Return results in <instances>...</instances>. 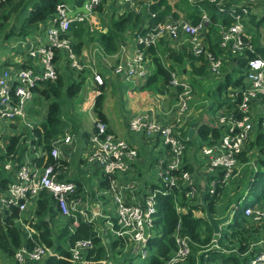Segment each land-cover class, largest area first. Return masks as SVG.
<instances>
[{
	"label": "built area",
	"instance_id": "built-area-1",
	"mask_svg": "<svg viewBox=\"0 0 264 264\" xmlns=\"http://www.w3.org/2000/svg\"><path fill=\"white\" fill-rule=\"evenodd\" d=\"M125 12L139 13L140 0H121ZM262 0H210L219 6L220 11H225L226 5H231L234 15V23L229 27H221L220 48L224 49L227 56H217L211 52L205 43V32L210 23L209 16L204 13L199 24H193L186 19H169L159 24L145 36H138L140 48L133 59L128 63H120L114 69L117 76L127 80H146L149 63L147 51L154 47L156 42L168 37L177 40L185 36L189 40L191 53L196 57H205L209 65V74L218 76L224 63L232 56L247 59L245 85L237 89H231L228 96L229 102L224 104L219 112L217 126L222 128L223 135L213 145L205 144L202 155L206 159V166L213 177L206 186L207 193L216 194L221 188L226 192L229 188L235 189L238 183L241 168L246 165L251 156L250 145L255 142L258 134H264V56L257 55L252 43L251 36L247 34L246 23L251 15L250 7L257 5ZM107 0H83L81 5L77 3H63L57 7L56 13L38 27L36 34L24 38L23 43L15 48L20 60L6 61L0 71V122H14L27 117L26 105L36 94L42 83H56L60 74L62 53L72 61L73 70H82L84 67L75 51L76 43L71 35L72 28L76 25L88 26L94 30L92 19L98 8ZM124 12V13H125ZM104 32H107L105 30ZM249 54L255 57L250 58ZM79 72V71H78ZM95 82L103 85L100 75H94ZM182 89L179 94L180 110L177 121L164 125L159 121L152 120L148 116L139 115L130 122V130L137 134H143L147 139L161 141L167 152V159L160 163L158 172L159 188L183 189L189 205L201 204L202 187L199 174L192 170H186L185 158L187 145L180 139L177 129L180 127L179 118L184 116L189 109L192 87L186 80L180 79L176 73L172 74L170 89ZM100 94V93H99ZM191 94V95H190ZM238 97L241 98L239 103ZM236 104V106L234 105ZM32 130L34 128L28 124ZM66 143H71L72 138L67 136ZM53 143L50 155L43 148L37 153L36 158H48L61 160L60 147ZM258 150V149H257ZM186 154V156H185ZM139 160L137 147L118 137L102 121L95 123V133L89 138L88 152L84 161L94 166L102 177L109 182L107 193L113 196L110 202L113 208L107 204L111 215L95 213L86 205L85 193L73 179L62 178L66 168L55 165L43 164L38 166L28 162L16 169L17 163L9 160L4 163V170L11 174V182L7 189L3 190L0 185V209H18L17 224L28 234H36L31 227L37 221L36 212L38 201L42 193H48L56 200L57 211L61 220L72 219L74 227L79 225V218L85 222H95L100 216L110 219L115 241L137 245L136 255L142 260H147L151 255L150 241L159 237L156 230L157 221V196L161 190L150 192L143 197V202L126 201V192L133 193L134 187L124 186L120 177L129 175L135 169ZM245 160V161H244ZM234 186V187H233ZM167 193V192H166ZM243 198L241 201H244ZM239 202V205L241 203ZM219 202V201H218ZM233 206V203H231ZM235 211L240 206L235 205ZM259 207L245 206L243 215L250 224L255 226L259 234L258 241L248 248L250 260L248 264H264V205ZM230 209V208H229ZM228 209V210H229ZM91 211V212H90ZM234 211V212H235ZM181 213V208H178ZM227 214V213H226ZM225 216V215H224ZM223 217V216H221ZM232 217V216H231ZM183 224L180 220L172 238L175 241V249L172 251L166 264H187L192 255L193 240L183 232ZM217 236V235H216ZM220 236V235H219ZM92 247L91 242H78L71 249L69 261L72 264H89L86 252ZM218 250L229 255V251L219 246L218 240L214 239L211 246L203 249L198 256ZM109 251V248H108ZM239 253L238 248L236 254ZM50 256L63 258L55 253L53 248L39 245L33 250L19 249L14 256V262L18 264L42 263ZM111 255L108 254L102 264L110 263ZM142 262V261H141ZM201 263L198 261V264ZM111 264V263H110ZM213 264V263H210Z\"/></svg>",
	"mask_w": 264,
	"mask_h": 264
},
{
	"label": "trees",
	"instance_id": "trees-1",
	"mask_svg": "<svg viewBox=\"0 0 264 264\" xmlns=\"http://www.w3.org/2000/svg\"><path fill=\"white\" fill-rule=\"evenodd\" d=\"M83 0H0V41H8L13 37L25 38L33 34L40 24L46 22L52 17L57 10V7L63 3H77L81 5ZM193 0H176L171 3V0H140V12H125L119 16L107 29V32H99L98 42L102 51L107 56H113L118 53L120 44L122 43L124 36L129 32L135 34V36H145L150 33L155 26L165 23L169 19L179 20L181 14L186 13L188 20L193 24H199L201 17L204 13L210 18L209 29L212 31L217 30L215 27L217 24H225L231 26L234 23V15L231 11V5H226L225 11L221 12L220 8L216 4H212L210 0H199L191 4ZM264 4V2L262 3ZM180 8V11H177ZM251 8V7H250ZM144 9V11H143ZM103 6L98 8V11H102ZM143 11V12H142ZM252 11V10H250ZM211 14H210V13ZM21 16V26L18 30L10 29L11 22L14 16ZM252 15V14H251ZM253 17V16H252ZM249 24L252 23L250 16ZM246 23V27L248 25ZM256 27L264 24V14L261 20L257 21ZM82 29L74 31L75 38L81 40L84 35V27ZM248 29V28H247ZM247 30V34L251 36ZM210 40V36H208ZM221 38L219 37L215 46H212L209 50L217 56H227L224 49L220 48ZM253 43V40H252ZM254 45V43H253ZM83 42L76 43L75 51L77 54L82 53ZM257 55L264 56V47L254 45ZM148 56L154 66V71L151 75H148L146 83L140 88L141 91H147L152 94L164 95L170 90V81L172 73L176 72V68L180 65L186 69L189 67L187 76L191 78L192 85L196 84V80L205 79L209 76V65L205 57H196L191 51H187L184 54L171 53L173 64L166 66L163 57H159L156 49L151 47L147 51ZM250 58L255 57L249 54ZM247 59L235 58L230 56L226 64L237 66L233 73L227 74L223 81L217 86L218 98H222L223 101H219L217 110L221 109L224 104L229 102L228 95L231 89H237L245 85V72L247 68ZM224 65V66H225ZM183 68L179 71L183 74ZM180 69V68H179ZM80 80V79H79ZM194 82V83H193ZM85 83V79L80 81L68 82L66 87V79L59 74L56 83H42L41 88L38 89L39 94L45 99L54 97V101L48 107V115L46 121L33 131L36 140L33 141V145L43 150L50 155L52 151L53 143L56 139L61 137L63 132V118L60 100L62 96L66 95L68 98L77 97ZM65 87V90H64ZM103 89H100V94L95 99L94 113L97 116V121H102L108 125L107 117L104 113V94ZM179 94L182 92L181 88L177 89ZM225 95V97H224ZM179 97V95H178ZM241 100L238 97L237 102ZM236 106V104H234ZM189 126L182 128V135L180 139L184 140L185 144L191 143L192 139L189 138V131L192 125H195L196 131L200 141L204 144L213 145L217 143L223 135L222 128L217 125H210L206 123L200 124L194 120L188 124ZM180 130V132H181ZM196 132L192 133L194 137ZM22 144L21 137H11L5 146L6 149L0 153V185L3 190L7 189L11 182V174H8L4 170V163L9 158L11 161L17 160L16 169H19L26 161V149ZM252 147L259 150L260 157L258 158L259 170L255 172L247 183V194L256 195L260 191V187L264 182V134L257 135L255 142L252 143ZM23 160V162H22ZM245 161V160H244ZM33 162L38 166L43 164L55 165L62 168L66 166V163L61 160L54 159L52 156H48L47 159L34 158ZM186 170L194 169L191 166H186ZM77 182V181H76ZM78 184V183H77ZM79 185V184H78ZM102 188L108 189L109 182L103 178L101 183ZM81 187V186H80ZM155 188H159L155 186ZM161 193L157 196V221L155 224L156 230L160 232V236L153 238L150 241L151 255L148 262L135 261L134 258L125 259L121 264H166L172 251L175 249V241L172 235L179 223L182 221L183 232L188 234L193 240L192 255L187 264H248L250 255H248L249 244H246V236L244 226L248 225L249 221L243 215V209L241 212L242 219L227 228H233L231 232L228 230L221 232L218 236V244L220 247L231 250L232 244L237 245L239 253L233 255L224 254L222 251L214 250L210 252L208 257L205 254L198 256V253L203 249L211 246L215 239V234L210 224L205 218V210L199 205H189L185 197L183 189H167L166 187H160ZM167 192V193H166ZM224 190L217 189L216 194L211 195L207 193V202L214 213L215 205L220 201ZM243 199V196L237 200L236 205ZM258 204L264 205V189L258 194ZM56 200L48 193H42L38 201V210L36 212L35 223L31 224V227L36 231V234L30 235L24 231L16 220L19 216V211L16 208L12 210L0 209V252L8 255L12 259L11 264H18L14 262L15 253L21 249L26 248L33 250L39 245H45L47 248H53L58 256H50L42 263L37 264H72L69 259L71 256V249H73L78 242H91L92 247L86 252V259L89 264H102L108 254H112L113 251L121 246H124V242L113 241L111 242L109 253L106 251L104 241L96 230V224L93 222H85L79 218V225L74 227V221L72 219L67 220L65 227L58 233H55L51 227L53 220L59 216L57 211ZM232 206L230 204L227 209ZM244 205L242 208H244ZM178 208H181V213H178ZM240 208V207H239ZM240 215L239 209H237ZM49 219V221H48ZM235 239V241H234ZM245 241V242H244ZM112 258L110 257L109 261ZM110 264V263H107Z\"/></svg>",
	"mask_w": 264,
	"mask_h": 264
},
{
	"label": "crops",
	"instance_id": "crops-1",
	"mask_svg": "<svg viewBox=\"0 0 264 264\" xmlns=\"http://www.w3.org/2000/svg\"><path fill=\"white\" fill-rule=\"evenodd\" d=\"M111 1H112L111 5H113L114 2H113V0H111ZM263 2H264V0L262 2H260L259 4H262ZM117 5H120V11H119L120 15L123 14L125 12V8L123 5L121 6V0L115 1L114 7L117 8ZM254 8H255V5H252L250 10H253ZM103 10L105 11V8ZM122 10H123V12H122ZM95 15H96V13L94 14L93 19H92V25L94 26V28H96V26L99 25V23L97 21L98 17L96 19ZM107 15L108 14L106 13V17H108ZM114 16L115 15L113 14L111 19H113ZM182 19H184V18H182ZM188 19L189 18H187L186 20H188ZM188 21L191 22L190 20H188ZM221 27H229V26H227L225 24H221V23L217 24L216 28L218 30V35L213 36V35H209L210 29L208 26V28L206 30V35H205L206 36L205 37V43H206L208 49H210L212 46H215L218 38L221 36ZM76 28H78V29H74V27L72 28L71 35L74 38L75 43L79 44L80 42H83L82 53L78 54V55L81 57V59L84 62L86 61V62L91 63V61L89 59V55H88L89 54L88 49L90 47V44L89 43H88L89 45L86 44L84 35L82 36L81 40H79L78 38L77 39L75 38L73 32L80 30V28L82 29V27H81V25H76ZM106 29H109V25H107L106 28L104 26V29H102V30L105 31ZM37 32H38V29L33 34H36ZM33 34H31V35H33ZM207 35L210 36V40L208 39ZM251 40H253L252 37H251ZM14 41H16V45H20L21 43H23L24 38L17 37ZM131 41L132 42L122 41V43L120 44L118 53L113 55V56H107L102 51L98 41H97L98 44H96V46H94L93 49H95L96 52H98V54H100L103 57V58L100 57V61H102V64L100 65L99 71H98V73L96 72V74L100 75L102 77L104 84L101 86L98 85L95 82L94 77L92 76L94 79V82L96 84V91H97V93L95 94L94 100L92 102V109L94 112L95 99L99 95L100 89L104 88L103 94H104L105 100H104L103 110H104V113L107 117L108 125H109L110 129L118 137H120L121 139H123L125 141L130 142L135 147H137L139 150V154H140V158H139L138 162L135 164L134 171H132L127 176H123V177L119 178L122 181L124 186L129 185V187H131V186L134 187L133 193H130L129 190L124 192L126 194V201L131 202V203H133V202H138V203L141 202L142 203L143 197L146 196L147 194H149L150 192L156 190L155 186L159 185V184H157V181H159V179L153 178V176H152V168L155 166L156 174L158 176V172L160 170V163L162 160L167 159V152L164 149H161L159 147V145H158L159 142L157 140H155V142H153V141H150L149 139H147L143 134H137V133L132 132L130 130V122L133 119V117L141 114V115L148 116L152 120L159 121L160 123H162L164 125H169V124H171L170 121H171L172 117L175 115L178 107L180 110V103H179L180 100L178 97V95H179L178 90L170 89L164 95L152 94V93H149L147 91H141L140 90V88L142 86H144V84L146 83V80L145 81L144 80H135V81L127 80L124 77L117 76L114 73V69L117 66V64H120L121 62L122 63L130 62L133 59L137 50L140 48V46L138 44V36L133 35ZM154 48L156 49L158 56L160 58L163 57V59L165 60L164 63L166 64V66H170L171 64H173V59L171 58L172 52L184 54L187 51H191L189 40L184 35L180 36V38L177 40H173V39H170L168 37L162 38L159 40L158 46L157 47L154 46ZM8 49L9 48L5 45V47H3V50L1 51V53H7ZM14 55L17 56V54H13V60L18 61L21 59L20 56L14 57ZM103 61H105V62H103ZM98 62H99V59H98ZM0 65H3V64H0ZM146 67L148 70V74L151 75L154 71V66H153V63L151 62L150 57H149V63L146 65ZM96 68H97V66H96ZM182 68L183 67L180 65V67H178V70L176 68V72H173V73H176L177 75L179 73L182 74L181 72H179ZM187 69H189V67H187ZM187 69H186V66H185V68H183V74H182L183 76L179 75L180 79L185 80L188 77L187 76V73H188ZM90 70H91V66L89 65V68L84 70V72H88ZM60 74L62 75V69L61 68H60ZM104 74H105V76H104ZM79 75H80V73H79ZM68 80H70V75L68 77ZM77 80L79 81V79H77ZM130 83H132L133 85L129 86ZM108 87L110 88V92L107 90ZM113 91L118 92L120 95V98L118 100H115L112 103L113 104L112 105L110 101H111ZM108 93L111 94L110 98H108V95H107ZM38 95H40V94H38ZM108 99H109V103H108ZM173 99H175L177 102L172 104V110H170V109H168L170 107L168 101H171ZM150 100H153V101L151 102ZM118 101L120 102V106H118V103H117ZM75 103L76 102L74 100H72L71 105L69 106V109L71 111V114H73V116H76V118H77V116H79V113L81 112V106H76ZM82 111H86V106H84ZM166 111H169V112L166 113ZM188 111H189V109H188ZM188 111L185 113V116H186V114H188ZM47 115H48V110L45 112V116H44L45 118H44L43 123L46 121ZM92 120H93L94 124L97 122L98 119H97L96 114H95V116L93 115ZM193 120H195V119H193ZM195 122H196V120H195ZM3 123H8V122H3ZM10 123L12 125H10L9 128L6 127L4 135L2 133H0V138H1V136L4 137V139L6 138V141H5L6 145H7L8 141L11 137H21L22 138V136L12 135L13 130L11 128H15L14 127L15 122H10ZM210 125L212 126V124H210ZM183 126H184V124H183ZM183 126H180L177 129L180 136L182 135L181 129L183 128ZM39 127H37V128H39ZM72 128H74V126ZM128 129L130 130V132H128ZM180 130H181V132H180ZM190 131H191V134H190ZM190 131H189V138L192 139L191 142L195 141V137L199 139L195 125H192ZM63 132H64V134L54 141V143H57L56 145H58V147H60L61 156H62L61 161H64L66 163V166H65L66 171L62 174V178H64V179L69 178V179H73V180L77 181L79 186H81L82 191L85 193V199L84 200L86 201V205L91 209V211L95 212V211L99 210V213L102 216H103L104 211H105V214L111 215V211L108 210L107 204L110 208H113V204L110 202V200L113 196H111L109 193H107V189L102 188L101 183L103 181V177L101 179H99L96 176V184H95V186H93L91 184V180L93 179L95 174L79 176L76 173L75 174L72 173L71 166L73 164H76L77 166L82 167L83 163L85 162L84 156L76 158V156L72 150V149L76 150L75 142L77 143V141H75V139H74L75 138L74 134L69 133V130H67V127H65V125H63ZM193 132H196L194 137L192 136ZM65 134H67V136L71 135L70 136L72 138L71 143L65 142V139L67 137V136L64 137ZM126 135H127V137H126ZM33 137H34V140H36V137L34 136V134H33ZM62 137H64V138H62ZM88 138H89V135L87 133H84L82 136L79 137L78 142L84 143V144L86 142L88 143ZM0 143L2 144V147L4 148L5 147L3 145L4 141H2ZM24 148L26 149V152H25V154H26L28 148L25 146H24ZM154 154H157V155L154 156ZM36 155H37V153L35 154V158H36ZM9 160L10 159L8 158L7 161H9ZM185 161H186V164L188 166H191L192 168H194V171L199 174V177H200L199 180H200L201 187L204 185L207 186V180L209 181L213 177V175L209 172V170H208L206 164L203 162V160L201 159L199 161L200 162L202 161L204 164H199L198 161L196 160L195 152H192V153L187 154ZM13 162L17 163V160H14ZM22 162H23V160H22ZM28 162L31 163V162H33V160L28 158ZM242 169H243V167L241 168V172H242ZM241 172H240L239 178H238V183H240V184L242 181V179L240 178ZM96 175H97V172H96ZM153 179H156V180L153 181ZM248 179H249V177H247L245 181H247ZM102 216H100L97 220H95L94 223L96 224V230L99 232L100 236L102 237V239L104 241V246H105V249L107 251L109 244L111 242H113L112 238L110 237V233L111 234L113 233L112 232V226H111L113 221L110 219H103ZM48 221H49V219H48ZM66 222L67 221L61 220V218L59 216H57L53 220L51 227L53 228L55 233H58L65 227ZM108 237H109V239H108ZM11 263H12V259L9 258L8 255H6L5 253L0 252V264H11Z\"/></svg>",
	"mask_w": 264,
	"mask_h": 264
},
{
	"label": "rangeland",
	"instance_id": "rangeland-1",
	"mask_svg": "<svg viewBox=\"0 0 264 264\" xmlns=\"http://www.w3.org/2000/svg\"><path fill=\"white\" fill-rule=\"evenodd\" d=\"M115 1L113 0V5H111L112 1L111 0H107V2L102 5L105 8V11H96V19L99 23L98 26H96V28H94V30H90L88 26L84 27L85 31H84V36H85V42L87 45L90 44L89 47V51H88V55H89V59L91 61V63L89 62H84L81 57L77 54L79 60H80V64L84 67V70H86L87 68H89V65L91 66V70L88 72H84L83 69L82 70H73L71 68V64L72 61L70 60L69 57L66 56L65 53H62L61 59H62V63H61V69H62V76L64 79H66V87L68 86V82H73V81H78L77 79H85V83L82 87V90L80 92V94L75 97V98H68L66 95L62 96L61 100H60V104H61V110H62V118H63V122L65 127H67V130H69V133L74 134V139L75 141H77V143L75 142V147L76 150L72 149L76 158H79L81 156H85L86 153L88 152V144H89V138L92 137L95 133V124L92 120L93 115L95 116V113L93 112L92 109V102L94 100L95 94L97 93L96 91V84L94 82V75L96 74V72L98 73L99 71V67L102 64V61H100V57L103 58L100 54H98V52H96L94 48V46H96V44H98V35L99 32H104L102 29H104V26L106 28L107 25H111L115 20H117L120 16V5H117V8L114 7L115 5ZM176 0H171V3H174ZM263 1V0H262ZM261 1V2H262ZM195 2H199V0H193V2H191V4H194ZM123 5L122 1H121V6ZM103 8V9H104ZM104 11V12H103ZM144 11V9H143ZM142 11V12H143ZM177 11H180V8H177ZM123 12V10H122ZM106 13L108 14L106 17ZM210 13V12H209ZM113 14L115 15L113 19L112 16ZM211 14V13H210ZM251 18H252V23L251 25L249 24V19L250 16L248 17V21L247 24L248 25V29L249 30V34L251 35L252 39H253V43L256 46H261L264 47V24L260 25L259 27H256V22L261 20L264 14V4H257L255 5V8L251 11ZM253 16V17H252ZM182 18L187 19V14L183 13L181 15ZM21 16H14V18L12 19L11 22V27L10 29L13 30H18L21 26ZM216 27V26H215ZM74 29H78L76 28V26L74 27ZM107 30V29H106ZM74 31V30H73ZM209 35H218V30H214L212 31L211 29L209 30ZM135 34H126L124 36L123 41L124 42H132V36ZM206 35V32H205ZM208 35V36H209ZM206 37V36H205ZM17 37H13L8 41H0V64H5L6 61H12L13 59V54H18L15 51V48H18V45H16V41H14ZM89 43V44H88ZM159 44V40L156 42L155 46L157 47ZM5 45L9 48L7 53H1V51L3 50V47H5ZM16 55H14L15 57ZM12 58V59H11ZM99 59V62H98ZM105 62V61H103ZM113 64V63H112ZM225 65V63H224ZM223 65V68L221 70V73L218 76H212L211 74H209V76L207 75V77L205 79H199L196 80V84L194 83V85H192V81L190 77H187L185 80L187 82H189L191 84L192 87V95H191V101L189 103V111L188 114H186V116H181L179 118L180 122V126H183L184 129H186L192 121L193 119H195L197 122H199L200 124L202 123H206V124H212V125H217V119H218V115L220 110H217L218 107V103L219 101H223L222 98H218V95L216 93L217 91V86H219V84L223 81L224 77L229 74V73H233V71L237 68L236 65H230V64H226L225 66ZM97 66V68H96ZM3 69V66L0 65V71ZM79 71V72H78ZM80 73V75H79ZM246 73V72H245ZM70 75V80H68V77ZM178 75H182V74H178ZM93 76V77H92ZM105 76V74H104ZM183 76V75H182ZM79 80V81H80ZM138 80V79H134L133 81ZM132 82V81H131ZM133 84L130 83L129 86H132ZM65 90V87H64ZM107 90L110 92V88L108 87ZM108 98H110L111 94L108 93ZM227 96V94H226ZM225 97V95H224ZM120 98V95L118 92L113 91L112 93V97H111V104L115 101L118 100ZM54 97L50 98V99H45L43 96L36 94L34 96V98L29 101V103H27L26 105V114L27 117L25 120L23 119H19V120H15L14 122V127L15 128H11L13 130V134L12 135H18V136H22V144H24L25 147L28 148L27 153H26V160L27 158H30L31 160H33L35 158V154L38 153L40 151V148L35 147L33 145V141H34V137H33V130L28 127V124H31L32 127L34 129H36L37 127H39L43 121H44V116H45V112L48 110L49 105L54 101ZM74 100L76 103V106H81V112L79 113V116H73V114H71V111L69 109V106L71 105V101ZM151 102L153 100H150ZM122 102V101H121ZM170 107L168 109L172 110V104L176 103L177 101L175 99L168 101ZM108 103H109V99H108ZM118 106H120V102L118 101ZM113 105V104H112ZM168 105V104H167ZM84 106H86V111H82ZM167 107V106H166ZM169 110V111H170ZM169 111H166V113H168ZM178 113H179V107L176 110L175 115L172 117L171 119V123L176 122L177 121V117H178ZM141 115V114H139ZM136 115V116H139ZM135 116V117H136ZM134 118V117H133ZM194 120V121H195ZM10 125H12L10 122L8 123H3L0 122V133H2L4 135L6 127L9 128ZM74 126V128H72ZM67 132V131H66ZM128 132H130V130L128 129ZM84 133H87L89 135L88 138V143L86 142L84 143H79V137L82 136ZM127 134V133H126ZM67 134H65L64 137H66ZM71 136V135H68ZM62 137V138H64ZM127 137V135H126ZM4 141L3 145L6 146V138L4 139V137L1 136L0 138V142ZM150 141H154V139H150ZM158 141V140H157ZM159 142V147L161 149L165 150V146L163 145V143L161 141ZM130 143V142H129ZM131 144V143H130ZM133 145V144H132ZM205 147V144L200 141L198 138L195 137V141L187 144V149H186V154L188 153H192L195 152L196 155V160L198 161L199 164H204L206 162V159H204L203 155H202V149ZM0 148H2V152L4 151V149L6 147H2V144L0 143ZM138 149V148H137ZM250 149L254 150L251 151V156H249L250 161L243 166L240 178L242 179L241 184L238 183L236 188H229V190H227L226 192H224L221 196L220 201L215 205L214 208V214L217 217H221L226 215V213L228 212V206L233 203V205L237 203V200L243 196V198H246L244 201H241L240 205L243 207L244 205L246 206H254V207H259L257 200H258V194H260L263 189H264V182L262 184V186L260 187V191L258 194L256 195H248L247 194V183H246V178L247 177H251L255 172H257L259 170V165H258V158L260 157L259 155V150H257V148L252 147V144L250 145ZM139 151V150H138ZM0 153H1V149H0ZM158 154V153H157ZM157 154H154V156H156ZM185 154V156H186ZM139 158H140V154H139ZM203 160V162L199 161V160ZM204 167V166H203ZM194 169V168H193ZM71 171L72 173H76L79 176H85V175H89V174H95L93 179L91 180V184L93 186H95L96 184V176L97 178L101 179L102 175L99 171L96 170V168L90 164H88L86 161L83 163L82 167L77 166L76 164H73L71 166ZM97 172V175H96ZM145 173V172H144ZM78 176V177H79ZM152 176L153 178L158 179V176L156 174V170H155V166L152 168ZM156 179H153V181H155ZM157 184H159V182L157 181ZM207 186L209 187V183L207 184ZM234 187V186H233ZM239 208L240 211V215L238 214L237 210L233 213L232 217H231V221L227 226H223L222 227V231H229L231 232L233 230V228L228 229V226L234 225L236 223H238L241 219H242V209L243 208ZM91 212V211H90ZM245 230V236H246V244L250 245H254L258 239L256 237L259 236L257 229L255 228V226H253L252 224L248 223L245 224L244 229ZM110 237L112 238L113 241L116 240L115 235L112 233H110ZM219 237L215 235V239H218ZM106 239V238H105ZM109 239V237H108ZM235 241V239H234ZM241 242V241H240ZM232 244L230 247L232 248L231 250H228L230 253L229 255H235L236 254V249L239 248L237 247V245L240 244ZM110 249V245L108 247ZM136 248L137 245H135L134 243H128L127 246L124 243V246L121 247H117L113 253L111 254V260L109 261L111 264H121L125 259H130V258H134L135 261H144V262H148L147 260H142L141 256L136 255ZM108 251V250H107ZM109 253V251H108ZM250 255V254H248Z\"/></svg>",
	"mask_w": 264,
	"mask_h": 264
},
{
	"label": "water",
	"instance_id": "water-1",
	"mask_svg": "<svg viewBox=\"0 0 264 264\" xmlns=\"http://www.w3.org/2000/svg\"><path fill=\"white\" fill-rule=\"evenodd\" d=\"M191 134V131H190ZM201 206L205 210V218L210 224L211 228L214 231V234L219 236L221 235L222 232V227L227 226L230 221H231V216L233 215L235 211V206H231L230 209L228 210L227 214L223 217H217L215 214L212 212L211 207L209 206L207 202V191H206V186H202V196H201ZM95 213H99V210L95 211Z\"/></svg>",
	"mask_w": 264,
	"mask_h": 264
}]
</instances>
